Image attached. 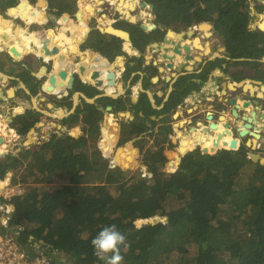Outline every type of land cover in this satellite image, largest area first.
<instances>
[{
    "label": "trees",
    "instance_id": "16d2710c",
    "mask_svg": "<svg viewBox=\"0 0 264 264\" xmlns=\"http://www.w3.org/2000/svg\"><path fill=\"white\" fill-rule=\"evenodd\" d=\"M246 1L148 0L159 18L179 15L185 23L193 18L198 24L214 22L226 33L233 59L245 58L250 42ZM127 25L143 55L157 41L151 38L156 32ZM254 53L249 54L253 61L235 64L244 68L258 64L262 55ZM132 60L141 63L142 58ZM188 79L178 81L177 94L162 111L153 109L147 96L140 98L148 123L142 120L146 126L135 137L122 140L140 139L135 144L141 166L150 172L162 170L169 155L165 145L151 150L156 135L150 128L157 124L151 118L177 109L193 91ZM121 105L106 98L94 105L84 103L62 122L68 130L81 126L79 139L66 145L70 138L55 133L21 159L11 154L0 158V184L5 172L19 179L22 192L10 200L18 227L12 232L3 226L5 233L24 229L35 242L53 244L62 258L53 255L50 264H106L94 255L91 240L112 224L129 245L121 247L122 264H264V164L238 151L221 150L201 163H193L187 155L171 178L140 180L135 170L111 167V161L101 160L86 138L88 127L104 120L107 107L119 110Z\"/></svg>",
    "mask_w": 264,
    "mask_h": 264
},
{
    "label": "bare ground",
    "instance_id": "6f19581e",
    "mask_svg": "<svg viewBox=\"0 0 264 264\" xmlns=\"http://www.w3.org/2000/svg\"><path fill=\"white\" fill-rule=\"evenodd\" d=\"M134 1L135 0H114L110 5H106L103 7L102 15L100 17H97L98 10L100 6H103L104 3L100 2L99 0H77L76 5L74 6V10L72 12H68L65 14V16H60V18H57L58 16H50L48 17V13L46 14L45 8V1L39 0L34 6L36 13L33 14L30 10V4L28 3V0H22V2L19 4L17 8H14L11 10L10 14H12L15 18L20 19V21L25 23H31L33 20L39 21H45L49 20L47 22V32H45L42 27L37 25L36 23H32L29 26V31L35 32V37H30L27 35V33L24 30H21L19 27L20 22L13 21V22H5L4 26H14L15 29L12 30L11 36L16 39L19 37L18 40L13 44V49H16L15 51L17 54H19L23 48V46L30 51L35 52V55L39 58L44 55V61L50 62L51 57L58 56L59 54H62L61 57H57V59H53V65L56 69V72L54 73V76L48 85V91L52 92L53 94H60V90L62 93V100L66 101V106L61 105V107L54 109L52 106L49 107V110L46 109L47 114H54L53 116L55 118L61 119L59 122H63L66 119H69L71 116H73V113L75 112L73 110L74 104H72V101L74 102V94H83L88 99H93L94 95L96 98L107 100H118L122 102V105L120 106L119 110H116L114 106H109L112 109H109L105 112V117L107 118L105 122L104 120L97 121L93 125L89 126V131L86 136L87 140L90 144H93L96 146L97 150L100 152V159H105L107 155H109V152L111 151L112 147L116 143V135L117 133H125L126 136L129 137V135L133 134L135 130H137L136 134L138 133V130L140 128V125L136 128L135 120H130V118H133V116H136L138 118L144 119V112L142 111V108L140 107L139 95L146 94L145 89L142 86V82H140L142 79L140 78L139 82H136V84H132V81H128L130 78L129 75L133 72H128L129 68L130 70L137 69L139 71L140 69L137 68L136 64L133 63L129 68H123V65H128L130 63H125L124 60H122V57H125L126 54L131 55L134 50L131 46V43L126 42L122 35V38L112 29L108 28V26L111 25L112 20L118 19L119 15L112 14V12L119 11L124 17L130 18L132 14L129 13L128 9H133L134 7ZM259 11L255 14V20L253 28L255 30H260L254 40V43L264 48V0H259L258 3ZM124 7V8H123ZM151 14H148L147 17H149ZM57 16V17H56ZM112 18V19H110ZM109 19V20H108ZM108 20V21H107ZM177 21V18H167L165 19V22H172L174 23ZM1 22V20H0ZM107 23V24H105ZM21 25V24H20ZM69 26L68 32H61L58 37H55L56 34H54V31H58L61 27L62 29H66V27ZM212 26V25H210ZM180 33L178 35H174L172 33L169 34V37L172 38L174 41H181L183 42L179 54H176L174 52L173 47L170 45H167L164 47V49H160L159 46H154L153 50L155 53H159L163 50V58L165 59L162 61V63H165L166 60H173L175 61V64L169 63L167 72L164 67H161L163 70V73L161 74L159 71H156L157 67L154 69V65L151 62L152 58L155 61L154 52H148V57L146 58V62L144 63L145 72L143 73V76L151 80L150 82H154L153 88H151L148 92L151 96V100L154 103L161 102L162 100H165L167 98H170L171 95L177 94V91L175 92L173 87L175 80H179L181 78H188L190 76H194V73L197 72L195 68V64L200 63L201 59H196L195 61L191 60L190 55L193 53V50H203L204 56H210L211 51L208 46V44H205L207 47L204 49L203 45L200 42L199 38H193V33L189 31V35H185L186 28H184L183 25L177 23V26H175ZM20 29V30H19ZM210 29V27L203 26L200 28V31L207 32ZM121 31H127L126 29H122ZM58 34V33H57ZM90 36V37H89ZM192 37V38H191ZM6 39V38H5ZM25 39V41H24ZM42 39V41H40ZM90 39V41H88ZM124 40V41H122ZM15 41V40H14ZM39 41V42H38ZM24 42V45H23ZM38 42V43H37ZM41 42V43H40ZM55 45L54 48H50L49 44ZM185 42V43H184ZM12 44V43H11ZM153 44L151 42L149 45ZM22 45V48H21ZM82 48V51L81 49ZM147 47L145 48L146 52ZM24 50V49H23ZM223 50L219 52L217 55H215L213 59L217 57H221L223 55ZM260 59V58H259ZM264 62V59H261ZM51 61V62H52ZM178 65V73H175L174 75L170 73V70L173 69V67L176 69L175 65ZM188 64V65H187ZM135 65V66H134ZM133 66V67H132ZM158 66V64H156ZM162 66V65H161ZM160 67V66H159ZM158 67V68H159ZM185 68V71L183 69ZM156 71V72H155ZM114 72L116 73H110ZM141 72V70L139 71ZM159 72V74H158ZM185 72V73H183ZM45 71H42V75H44ZM66 73L72 74V76L80 75L84 78L85 81H88L90 92L88 95H85L82 93L80 85L77 86L76 82L77 80L81 82L82 85L83 81L80 80V77H75L76 82L71 85V82H69V77L65 78L67 79V82L65 83L63 80H60L61 75H66ZM169 73V74H168ZM181 75H176V74ZM183 73V74H182ZM129 78H127V76ZM133 75V74H132ZM138 74H135V77ZM174 77H173V76ZM220 76H223V74L218 69H213L212 71V77L211 82L208 84V87L203 92V96L205 100H211L209 97H205L208 95H211V93H221V91L218 89L220 86V83L216 85L215 81L219 79ZM40 77H42L40 75ZM173 78V79H172ZM179 78V79H178ZM64 79V78H61ZM7 80V79H5ZM227 81V77L225 78ZM173 81V82H172ZM218 82V80H217ZM228 82V81H227ZM139 83V84H138ZM156 84V85H155ZM202 86V83H200ZM224 83L222 85V95L221 98H225V88ZM254 83L252 81H245L244 83H241L239 85L236 84L238 88H241L242 91L248 92L251 91V93L255 96L261 97L260 94L257 93V90L259 87H254ZM170 86V87H169ZM67 93L68 88H72ZM134 87V88H132ZM229 87L231 90H234L233 84H227L226 88ZM123 88H125L123 90ZM150 88V87H148ZM177 89V86L175 87ZM261 91H264V88H260ZM126 90H130L129 95L123 94ZM145 91V93H144ZM225 93V94H224ZM14 94L13 90H10V97H12ZM123 94V95H122ZM8 96V94H6ZM105 96V97H104ZM104 97V98H103ZM200 97V95H199ZM198 96L195 97L194 101H197L199 99ZM117 98V99H116ZM119 98V99H118ZM227 100V99H226ZM7 101V97L5 98L0 95V104ZM84 101V100H83ZM83 101H79L76 99V107H82ZM193 101V99H188V102ZM85 102V101H84ZM72 104V108H70V105ZM85 104H87L85 102ZM36 108L38 109V103L35 101ZM156 105V104H154ZM159 105V104H158ZM157 111H162L164 108L161 104V106H158ZM246 108H249V104L245 105ZM153 108V107H152ZM178 108L181 110V106L179 105L175 111V113H172L176 115V111ZM40 109V108H39ZM154 109V108H153ZM140 111L139 114L136 115L135 111ZM180 110L177 111L178 115L173 119L176 122L173 125H169L160 131H155L154 134L156 135L155 140L157 145H165L169 143L176 144L178 140L180 139L182 130L185 128L186 121H179V115ZM40 111V110H39ZM22 111H20L21 113ZM75 114V113H74ZM122 114L123 117H120L119 115ZM170 113L160 116V119L167 118L168 122L172 123L169 118L171 117ZM174 115V116H175ZM223 118L222 121L213 122L212 124H209V121L213 119L214 115L213 113H210L204 122L197 123L193 125L195 128H198V133L200 134L199 137L193 139L188 138L191 135H188V137H185L183 141L179 144L180 148L178 152H175L173 155H168V157L164 160L166 163L164 168L160 170L158 173L150 172L148 168H144L142 166H139L136 168L137 173L140 175V177H143V180L152 179L158 180L162 177L171 178L173 175H175L176 166L171 161L173 158H177L178 160L184 159L187 155L191 157V161L193 163H201L204 158L207 156L213 155L215 153V149L219 148L220 146H223L226 151H238L243 152V145L240 143L239 135H242V137H245L249 130L253 128L254 125L261 124V120H263L262 114L257 115L254 112L246 113L245 117H242V119L237 122L238 123V129L239 133H231L227 130L228 127H226V122L229 123V120H233L232 117H227V114L221 115ZM120 118V119H118ZM105 119V118H104ZM236 119V118H235ZM39 116L36 117L27 115L24 118H22L19 121V124L12 126V122L8 119V122H10L9 125H6L5 127L8 128L10 133L13 134H22L24 136H27V143L25 144V147H30L33 145H36L38 143L37 136L35 134L36 131L34 129V126L38 123ZM226 121V122H225ZM200 124V125H199ZM225 124V125H221ZM225 126V129H224ZM38 128H45L47 129V126L42 122L39 123ZM79 128V129H78ZM211 128V130H208ZM257 129V127H256ZM72 130L74 133H72ZM72 130L66 129L65 126H63V130H59L58 134L60 137H68L70 139H67L65 141L66 145L71 144L75 140L79 139L81 136V126H75ZM208 130V131H207ZM210 134V138L204 139L203 134ZM35 135V137H33ZM136 136V135H135ZM253 136L257 139H259V135ZM127 138V137H122ZM133 138V137H132ZM128 139V138H127ZM132 140V139H130ZM133 140H139V139H133ZM131 142V141H130ZM256 142V141H255ZM257 143V142H256ZM126 147V146H123ZM256 147V144H255ZM124 153L116 159V165L122 166L125 169L129 170L135 165V152H136V145L135 142L130 143V147L123 148ZM223 150V149H222ZM180 151V152H179ZM3 148H0V154H2ZM19 152V151H18ZM103 154V156H101ZM258 159V158H257ZM256 159V160H257ZM114 164L115 163H112ZM179 166V165H178ZM136 167V165H135ZM178 170V168H177ZM5 183L12 185L13 187H16L18 185V180L15 179L13 176H7Z\"/></svg>",
    "mask_w": 264,
    "mask_h": 264
},
{
    "label": "crops",
    "instance_id": "0c3cea01",
    "mask_svg": "<svg viewBox=\"0 0 264 264\" xmlns=\"http://www.w3.org/2000/svg\"><path fill=\"white\" fill-rule=\"evenodd\" d=\"M12 1L13 0H0V20H1V22H0V95L3 96L4 98H5V96L7 97V101L0 104V117L2 115L3 119H4L3 121L1 120V122H0V128L3 129L5 127V125H6L5 122L7 120L6 119L7 116H9L11 119H14V120L15 119L21 120L22 118H24L27 115H31V116L36 117L38 114H40L38 123L34 126V129L36 130L38 128L39 123L43 122L42 117H47V115H45L44 113H42L39 110L45 109V108H47L49 110V107H51V106L54 109H57L58 108L57 105H60V107H61V105L66 106L67 102L63 101L61 96H55L54 94L47 96V94L42 89V86L36 83V82L41 81L46 76V72H47L46 69L47 68L43 64V62H45L44 61V57H45L44 55H42L43 58L42 57L39 58L38 56L35 55V52L30 51V50H25L24 48H22V45H21L22 50L19 54H17V56H15L13 54V52H11L12 46H14L13 44L16 42V40L19 39V37L14 39L11 36V33H12L11 29L13 28V30H14L15 27L14 26L5 27L4 26L5 22H13V21L20 22V24H21V25L19 24L20 29L24 30L27 33V35L30 37L31 36L35 37V32L28 30L29 26L33 22L36 23L37 25H39L40 27H42V29L45 32H47V22H49V20L38 22L36 19L33 20V22H31V23H28V22L25 23L23 21L21 22L20 19H17L12 14H10V10L17 8L19 6V4L22 2V0H17L16 4H11ZM38 1L39 0H28V3L30 4V10L32 11L33 14L36 13V10H35L36 8L34 5ZM44 1H45V5H46V8H45L46 14L47 13L49 14L48 17H50V15L52 14L54 16L57 15L58 16V17L56 16L57 18H60V16H65V14L68 12H72L75 8L74 6L77 3V0H44ZM5 6H7V7H5ZM100 11L102 13V9H100ZM121 23H125V21L124 22L121 21ZM105 24H107V23H105ZM125 25L126 24H123V27H119V29H124ZM62 28L63 27H61L58 31H54L55 32L54 34H56L55 37H58V35L63 31L68 32L69 26L66 27V29H62ZM8 38H9V40H11L12 44L9 43V44L5 45ZM133 40H134V36H133ZM40 41H42V39ZM122 41H124V40H122ZM133 45H131L133 50H134L133 55L128 56L126 54L125 57H122V60H124V62H125V60L128 61L129 59H132V58L139 59V57H137V55L139 56L138 53H140V52H138L136 50V47ZM49 46H50V48L55 47V45H53V42H52V45L49 44ZM162 53H163V50L160 51L159 53L154 52V57L156 54H158L160 56L159 57L160 59L158 60L159 64L157 63V59H155V62L152 63L154 65V69L157 67L156 68L157 71H159L161 74L163 73L162 68H161L163 66H160L161 65L160 62L165 60L163 58ZM145 55H147V52L145 53ZM245 58L246 59H243L244 61H252L251 59H249V58H251L250 56L246 55ZM137 61H139V60H137ZM138 64H141V67H143L144 61L141 60V63L136 62V65H138ZM156 64H158V66H156ZM172 64H175V61ZM131 65L132 64L123 65L122 67L123 68H129ZM175 67H178V65L176 64ZM52 68H54V66H52ZM43 70L45 71L44 75L41 74ZM173 70H174V67H173V69H171L170 73H172L174 75L176 72ZM139 71H137V69H135V70L129 69L128 72H133L132 73L133 75L130 74L129 75L130 78L128 77V75H126L127 78H129L128 81L133 82L135 79L134 78L135 74L140 73ZM233 71L235 73L236 79L233 76L232 80L227 78V81H228L227 82L222 76L219 77L220 86L218 87V89L221 91V93H218V92L214 93L213 92V93H211V95H208L205 97H209V98L214 97V99H215V97L218 94L222 95V85H223V83H225L227 85L229 83V81L231 83H234L236 81L237 82L241 81L245 78H250V80H253L252 83H254V81L262 82V79H264V78H257L255 75H251V74L244 75L241 72H239L237 69H235V70L232 69L231 73L227 76L231 77V74H233L232 73ZM52 72H53V69H52L51 73ZM222 73H223V75H226L224 72H222ZM35 75H36V77H35ZM40 75L42 77H40ZM176 75L179 76L181 74L179 73ZM140 78L143 80V75L140 76ZM5 79H7V80H5ZM146 79H148V78H146ZM173 80L178 83V80H175V79H173ZM150 81L151 80L148 79L149 84L153 85V83ZM64 82L66 83L67 81H64ZM140 82H142L143 88H148L145 86L144 80L140 81ZM177 83L174 84V87H173L174 91L177 90V89H175V87L177 86ZM134 84H136V83H134ZM10 90L14 91V94L12 97H10ZM226 92H227V89H226ZM71 93H72V91H71ZM257 93L260 94L261 91L260 92L257 91ZM6 94H8V96ZM88 94H89V92H88ZM93 99H96L95 95H94ZM217 99H218L219 103L225 102V100H226V98H217ZM34 100L37 101V103H38V109L36 108ZM202 100H204V97L200 96L199 101H202ZM139 101H140V99L138 100V102ZM72 104H74L73 101H72ZM72 104L70 105V108H72ZM254 105H255V107L258 106V104H255V103H254ZM260 107H264V105H262ZM78 108H75V112H77L76 110H78ZM207 108L209 109V111L211 110V108L213 109V107H211V106H208ZM255 109H256V111L261 110V108L260 109L255 108ZM20 111H22V112L20 113ZM30 111H32L33 113H30ZM25 112H26V114H25ZM211 112H213V111H211ZM262 116H264V115H262ZM45 125L47 126V123H45ZM49 127H52L51 123H49ZM46 132H47V129H46ZM18 185H20L19 180H18Z\"/></svg>",
    "mask_w": 264,
    "mask_h": 264
},
{
    "label": "rangeland",
    "instance_id": "374dc122",
    "mask_svg": "<svg viewBox=\"0 0 264 264\" xmlns=\"http://www.w3.org/2000/svg\"><path fill=\"white\" fill-rule=\"evenodd\" d=\"M103 1H105L106 3H105V5H110L111 4V2H112V0H103ZM114 1V0H113ZM17 3V0H13L12 1V3L11 4H16ZM142 4H143V1L142 0H135L134 1V13H132L133 15H134V17H138L140 14H142V15H144V16H148V12H147V8H142ZM146 4H148V3H146ZM5 7H7V6H5ZM100 9H102V7H100L99 8V10H98V13H97V17H100V16H102L101 14V11H100ZM102 11H103V9H102ZM112 14H116L117 16L119 15V17H118V19H116V20H112V22H111V26H114L116 29H117V27L119 28V27H123V24H125V23H120V24H118L122 19H126V18H124V17H122L120 14H119V11H115V12H112ZM122 17V18H121ZM165 17V16H164ZM148 18V17H147ZM110 19H112V18H110ZM160 19V18H159ZM159 21H161V20H159ZM165 23H168V22H165ZM170 24L169 25H171V26H173V24L171 23V22H169ZM118 25V26H117ZM128 25L126 24L125 26H124V28L125 29H128ZM130 28V27H129ZM128 30H130V29H128ZM151 38L152 39H154V40H156V38L154 37V35L152 34L151 35ZM196 38H199V36H197ZM156 43H160V42H158V40L156 41ZM203 43H206V44H208V46L211 44V41H209V40H206L205 42H203ZM214 43H215V41H214ZM213 43V44H214ZM216 45V44H215ZM255 45V47H257V45L256 44H254ZM233 47L234 48H237L235 45H233ZM215 48V47H214ZM224 48L223 47H220V45H218L217 44V46H216V48H215V52H214V56L215 55H217L219 52H221L222 50H223ZM238 49V48H237ZM261 49V48H260ZM256 50V49H255ZM259 51V52H258ZM258 51H255V53H254V56H259V55H262V57H264V51H262V50H259L258 49ZM224 53V52H223ZM194 55H199L198 53H193ZM251 54V53H250ZM210 56H212V55H210ZM210 56H204V59H206V58H208V57H210ZM213 56V57H214ZM223 55H221V57H222ZM159 58V55L158 54H156L155 55V59H157V62H159L158 60V58ZM212 57V58H213ZM211 58V59H212ZM162 62V61H161ZM257 62V61H256ZM259 62V61H258ZM167 64V60H166V62L165 63H163L162 64V66L164 67V65H166ZM223 64V63H222ZM188 65V64H187ZM220 65H221V62H217V63H215V64H212L211 66H210V68H212V67H214V66H218V67H220ZM135 66V65H134ZM161 66V65H160ZM227 66V64H225L224 65V68ZM248 66H250V68H244L243 69V67H240V68H238L239 69V71L240 72H246V74H251V75H255L257 78H264V71H261L260 69H264V64L263 63H255V64H252V65H248ZM133 67V66H132ZM139 68L140 69H142V67H141V65L139 66ZM195 68H196V70H197V68H199V65L197 64V65H195ZM209 68V69H210ZM53 69V71H54V68H52ZM208 69V70H209ZM231 69H233V67L231 68ZM230 69V70H231ZM185 70V69H184ZM260 70V71H259ZM142 71V70H141ZM157 71V70H156ZM234 72V71H233ZM53 73V72H52ZM52 73H49V74H52ZM48 77L49 76H47L46 78H43L42 80H41V86H44V84L46 83V81L48 80ZM142 78V77H141ZM198 79V78H197ZM211 79V78H210ZM140 80V76H137L135 79H134V81H133V84L134 83H136V82H138ZM143 80L145 81V86L146 87H150V88H144L145 90H150L151 88H153L154 86L153 85H150L149 84V82H148V79H146V77L145 76H143ZM143 80H141V81H143ZM217 80H218V82H217ZM216 81H215V83H216V85H218V83H219V79H217ZM247 80H250V79H247ZM203 81H206V80H203ZM242 81H245V80H242ZM252 82H253V80H251ZM211 81H208V84L210 83ZM229 83H230V81H229ZM79 84V83H78ZM208 84L206 83H204V84H202V86H201V84H199V86L201 87V89H200V93H194V94H191L190 96H189V98L190 99H193V101H190V102H188V104L186 105V106H184V107H181V110L178 108V110H180V116L178 117L179 118V121L181 120V121H186V124H185V128L182 130V133H181V136H180V139L178 140V142L176 143V144H173V143H169V144H167V147H168V154H170V155H173L175 152H178V150L179 149H181L180 148V146H179V144L181 143V141H183L184 140V138L185 137H188V135H191L190 137H188V138H193V139H195V138H197V137H199L200 136V134L198 133V128H195L193 125H192V122L193 121H195V120H197V122H203L202 121V118L206 115V113L209 111V109L208 108H206V106H209V105H211V104H214V103H216L215 101L217 100L218 101V99H217V96L215 97V99H214V97H212L211 98V100H213V101H210V99L209 100H206L205 101V99L204 100H202L203 102L202 103H204L205 102V105L202 107L203 108V111L202 112H199L198 114H196V115H191L192 113H193V111H195L196 109H197V107H195L196 105H197V103L199 102V99L197 100V101H194V99H195V97L196 96H198L199 97V95L201 96V95H203V92L206 90V88L208 87ZM225 84V83H224ZM254 87H259V89L257 90L258 92H260L261 91V86L264 84V83H262V82H258V81H254ZM80 85V84H79ZM235 85V84H234ZM80 87H81V89H83V90H85L86 89V87L84 86V87H82L81 85H80ZM224 88H225V90L227 89L226 88V84L224 85ZM214 92V91H213ZM228 92V91H227ZM226 93V92H225ZM224 93V94H225ZM243 93L245 94V95H247V96H242L243 95ZM247 92H244V91H242V93H239L240 94V96L241 97H243L244 98V100L245 101H248V100H250V99H252L253 98V100H254V97H249L248 96V94H246ZM261 93H263L262 91H261ZM234 94H237V92H234V90H231L230 92H229V94L227 95V96H225V98H228V99H230L231 97H233L234 96ZM47 96H49V95H47ZM53 96V95H52ZM221 96V95H220ZM253 96H255V95H253ZM220 98V97H219ZM243 98H242V100H243ZM260 101H262V105H264V100H260ZM240 102H242L241 101V98H240ZM200 103H198V105H199ZM197 105V106H198ZM200 106V105H199ZM57 107H59L60 108V105H57ZM221 108V107H220ZM261 108V107H260ZM46 109L47 108H45V109H41L40 111L42 112V113H44L45 115H47V117H42V119H43V123L45 124V123H47V126H48V128H47V132H46V129L44 128V129H42V130H39V129H36L35 131H36V133L37 134H35L36 136H37V139H38V143L36 144V145H33V146H30V147H25V144L27 143V136H24V135H22V134H20V133H18V134H13V133H11L12 134V137H16L17 139H18V142L17 143H15V141H13L14 139H12V141L11 142H9L8 144H6V145H4L3 147H0V148H3V153L4 154H6V155H9V154H11V155H14V156H17V158H19V159H21V157L24 155V153H26V152H29V150H31V149H36V150H38V149H40V147L42 146V142L44 141L43 140V138L45 137V135L47 134V142L50 140V137L53 135V134H55V133H58V129H55V127L54 126H52V127H49V123H51V122H54V123H56V124H61V122H59L60 120H58V121H54L53 120V118H55L52 114H47L46 113ZM212 109V108H211ZM177 110V111H178ZM224 110V111H223ZM230 107L227 105V106H223L222 107V109H219V110H217L219 113V115L218 116H221V115H223V114H227V116H228V118L231 116V114H230ZM176 111V112H177ZM211 111V110H210ZM257 111H259V110H257ZM245 112V114H243V117H245L246 116V113H250V112H254V113H256L257 115H260V114H262V115H264V110L263 109H261V111H260V113H257L256 112V109H253V108H246V111H244ZM30 113H33L32 111H30ZM172 113H175V111H173V112H171L170 113V115L172 114ZM213 113H215V112H213ZM25 114H26V112H25ZM29 114V113H28ZM40 114H38V116H39ZM207 115H209V114H207ZM9 116H7L6 117V119L8 118ZM106 117H105V119H104V121L103 122H105L106 121ZM118 119H120V118H118ZM154 119H155V122L157 123L156 124V126L154 127L153 126V129H151L150 128V130H151V132L153 131V133L155 132V131H160L161 129H163V128H165V127H167V126H169V125H173L176 121L175 120H173L172 119V115H171V117L169 118V120H171L172 121V123L170 122H168V120H167V118H162V119H160V117L159 118H157L156 116H154ZM206 119V118H205ZM205 119H204V121H205ZM1 120L3 121L4 119H3V116L1 115V117H0V122H1ZM9 120H10V122H12V123H14L15 125H17V124H19V119H11L10 117H9ZM130 120H135V125H136V128L140 125V123H142V119L141 118H138V117H136V116H133V118H130ZM143 120H145L146 122L148 121V118L146 117V116H144V119ZM211 121H212V119L209 121V124H211ZM10 122H8V120H6V122H5V124L6 125H9L10 124ZM145 122V123H146ZM196 122V123H197ZM148 123V122H147ZM143 124V123H142ZM229 124H230V128H229V130L232 132V133H239V129H238V123H237V121H234V120H229ZM5 125V126H6ZM200 125V124H199ZM254 127H255V129H254V131L253 132H255L254 134H257V135H261L262 136V139H263V143H264V118H263V120H261V124H258L257 126L256 125H254ZM256 127H257V129H256ZM149 128V127H148ZM147 128V129H148ZM88 129H89V127H88ZM224 129H225V127H224ZM73 131H76V130H72L71 132L72 133H74ZM89 131V130H88ZM88 131H87V133H86V136H87V134H88ZM208 131V130H207ZM136 132H137V130H135V132L131 135H129V137L128 136H126L125 135V133H117V135H116V143H115V145L112 147V149H111V151L109 152V155H107L106 156V158L104 159L103 158V160H108V161H111L112 163H115V165H116V159L117 158H119L123 153H124V149L123 148H129L130 147V143H132V142H135V141H137V140H129V141H122V137H127V138H132V137H135V135H136ZM188 134V135H187ZM4 135V133H3V129H1L0 128V136H3ZM35 135H33V137H35ZM82 135V133L80 132V135L79 136H81ZM203 137H204V139H207V138H210V134H209V132H208V134H203ZM140 140V139H139ZM239 140H240V143L243 145V147L246 145V144H249V145H252L253 143H255V141H256V139L255 138H253L252 136H250L249 135V133L245 136V137H242V135H239ZM131 141V142H130ZM88 143H89V141H88ZM136 145V144H135ZM156 145H157V143H156V140H155V138L150 142V146H152L151 147V150H154L155 149V147H156ZM160 145V144H159ZM123 146H126V147H123ZM222 150V149H221ZM221 150H219V151H221ZM223 150H226L225 148H223ZM19 151V152H18ZM219 151H217V152H219ZM228 151H230V150H228ZM180 152V151H179ZM216 152V153H217ZM19 153V154H18ZM21 153V154H20ZM215 153V154H216ZM250 154H255V155H260V154H258L257 152H255V151H250ZM5 155V156H6ZM214 155V154H213ZM213 155H210V156H213ZM101 156H103V154H101ZM261 157H263V159H264V154H261L260 155ZM134 158V160H135V165H136V167H135V165H134V167H132L130 170H135L136 171V168L137 167H139V166H141V161H140V152H139V149H136V152H135V156L133 157ZM181 160L182 159H180V160H178L177 158H173V159H171V161L175 164V166H176V171L175 172H177V168H179V166L178 165H180V162H181ZM114 165V166H115ZM119 168H121V169H123V170H127V169H125L124 167H122V166H119V165H117ZM0 170H2V167L0 166ZM10 174H7V173H5V172H2V177H3V181H2V183L0 184V195H2L4 192H5V189L6 188H13V186L12 185H10V184H7V183H5V181H6V177L7 176H9ZM10 176H13V175H10ZM14 177V176H13ZM15 179H17L16 177H14ZM169 178V177H168ZM17 180H19V179H17ZM148 181L149 182H153L154 180H153V178L152 179H149L148 178ZM20 182V181H19ZM20 186L21 185H17L16 187H14L13 188V190H14V194H22V192H21V190H20ZM194 193H195V191H194ZM12 194V193H11ZM13 196V195H12ZM10 208H12V210H13V206H12V204H11V206H10ZM23 225V224H22ZM8 229H9V231H12V228L9 226L8 227ZM5 232H6V230H5V228L0 224V234H5ZM17 235V234H16Z\"/></svg>",
    "mask_w": 264,
    "mask_h": 264
},
{
    "label": "flooded vegetation",
    "instance_id": "af4514ba",
    "mask_svg": "<svg viewBox=\"0 0 264 264\" xmlns=\"http://www.w3.org/2000/svg\"><path fill=\"white\" fill-rule=\"evenodd\" d=\"M146 1H148V0H146ZM252 2H257V0H252ZM244 6L246 7V10H247V17H248V23H247V29H246V31H247V34L249 35V44H248V47H247V52H246V55L247 56H249V54L250 53H254L255 52V49H256V51H258V49L259 50H261L260 48H256L255 47V45H254V40H255V37H256V35H257V33L260 31L259 29H258V31L257 30H254V29H252L251 28V26H252V23H251V19H250V15H249V13H250V9H251V6H250V1L249 0H247L246 1V3L244 4ZM142 8H143V6H142ZM156 7H155V10L153 11V12H151L149 9H146L147 10V12H148V14H151L148 18L146 17V16H144V15H139L138 17H136L137 18V23H136V25L137 26H140V28L143 30V27L144 26H146V27H150V26H152V25H154L155 26V28L153 29V30H148V31H145V30H143V31H145L146 33H154V32H156V34L154 35V37L156 38V40H158V42H160L159 44L160 45H163L164 47L165 46H167L168 44L167 43H165V41L166 40H169V45L172 47H175L177 44H183V42H181V41H177V42H173L174 40L172 39V38H170L169 36H168V33H170V32H172L174 35H178L179 33H180V31L177 29V28H175V26H177V23H179V24H181V25H183L184 26V28H186V31L184 32L185 33V35L186 36H188L189 35V31L191 32V33H193V38H196L197 36H199V39H200V42H201V44L203 45V47H204V49H206V43H203V42H205L206 40H209V41H211V44L209 45V48H210V51H211V55L212 56H210V57H208V58H206V59H204V55H202L203 54V50H196V49H194L193 50V53H198L199 55H194L193 53L190 55V57H191V60H193V61H195L196 59H201V62L200 63H197L198 65H199V68H197V72H195L194 73V76L192 77V76H190L189 75V79H188V83H189V87H190V89H193V91L191 92V93H189L190 95L191 94H194V93H196L195 92V90H194V88H195V86L196 87H198V82L200 83V82H202L201 80H206V81H210V78H211V75H212V71H213V69H216V68H219L220 69V72L222 73V72H224L226 75H223L222 77L225 79V77L227 76V75H229L230 73H231V68L233 67V70H235V69H237V70H239L238 68H239V65H236L235 63H237V62H239L238 60L239 59H233L232 58V56L229 54V50H228V47L226 46V33H224V32H222V31H219L217 28H216V26H215V23L214 22H212V21H209V22H205V23H201V24H198L195 20H194V18L192 19V21L190 22V23H185L184 21H182V18H181V16H175V18H177V21H175L174 23H172L173 24V26H171V25H169L170 23L168 22V23H165V20H164V17H161L160 19H159V15L157 14V12H156ZM135 11H133V12H131V14L132 13H134ZM120 14V13H119ZM121 15V14H120ZM133 15V14H132ZM134 16V15H133ZM122 18V17H121ZM145 18H147V19H149V21L148 22H150V24H147V20H145ZM127 19V18H126ZM159 20H161V21H159ZM121 23V21L118 23V24H120ZM130 24L128 21H126L125 20V24ZM202 24H209V25H212V29H210V30H208L207 32H205V31H200V25H202ZM118 26V25H117ZM117 29H119L118 27H117ZM130 31V33L131 34H133V32L131 31V30H129ZM133 36H134V34H133ZM192 38V37H191ZM214 41H215V43H214ZM185 43V42H184ZM214 43V44H213ZM216 44V45H215ZM217 44L218 45H220V47H223L224 49H223V51H224V53H223V56L222 57H217V58H215V59H211L213 56H214V52H215V48H216V46H217ZM134 46H135V41H134ZM136 47V46H135ZM215 47V48H214ZM248 48H250V49H248ZM252 48V49H251ZM244 54V53H243ZM246 55H244L243 57H245ZM160 57V56H159ZM158 58V57H157ZM158 59H160V58H158ZM241 59H246V58H241ZM130 63V64H133V63H135L136 64V62L135 61H133L132 59H129L128 61H126L125 60V63ZM174 61H172V62H170V61H167V64L166 65H164V68L166 69V71H167V66H168V64L169 63H173ZM217 62H221V65H220V67H218V66H214V67H212V68H210V66L212 65V64H215V63H217ZM49 63V62H48ZM161 63V62H160ZM223 63V64H222ZM260 63H263L264 64V62H260ZM197 64H195V65H197ZM225 64H227V66L224 68V65ZM52 66H53V64L52 65H47V68H48V70H49V72L51 73V71H52ZM210 68V69H209ZM185 69V68H184ZM209 69V70H208ZM231 69V70H230ZM261 71H264V69H260ZM259 70V71H260ZM171 71V70H170ZM173 71H175L176 73H178V67H176V69L174 68V70ZM185 71V70H184ZM183 73H185V72H183ZM182 73V74H183ZM233 74H231V79L233 78V76L235 77V79H236V76H235V73L234 72H232ZM158 74H159V72H158ZM223 74V73H222ZM242 74H244V73H242ZM244 75H246V74H244ZM198 78V79H197ZM179 79V78H178ZM180 80V79H179ZM178 80V81H179ZM262 82L264 83V79H262ZM82 86V87H86V89L85 90H83V89H81L80 91L82 92V93H84L85 95H88V92H90V87H89V85L88 84H84V85H82L81 84V82L80 81H78L77 80V82H76V85L77 86H79V84ZM200 88L198 87L197 88V91H198V93H200L201 91L199 90ZM238 89V88H237ZM227 91L228 92H226V94H225V96H227L228 94H229V92L231 91V89L229 88V87H227ZM176 92V91H175ZM234 92H237V94H234V96L233 97H231L230 99H228V98H226L227 100H226V102H221V103H219L217 100L215 101L216 103H214V104H211V105H209V106H211V107H213V109H211V111H213V112H215V113H213V112H211V111H208L207 113H206V115L202 118V121L204 122V119L208 116L207 114H210V113H213V115H214V117H213V119H212V121H211V124L213 123V122H217V121H219L220 120V117L221 116H218L219 114V112L217 111V110H219V109H222V107L223 106H229V102L231 101V100H233L234 98H236V97H239V98H243V97H241L240 96V94L239 93H242V91H241V89H238L237 91H234ZM219 93V92H218ZM246 94H248V96L249 97H251L252 98V96H251V94L249 93V92H247ZM174 95V93L171 95V97L168 99V100H162V102L161 103H154V104H156V105H158V106H161V104H162V106L164 107L163 109H165V107L167 106V104H169L170 103V101H171V98H172V96ZM219 96L220 95H218L217 96V98H219ZM242 96H247V95H245L244 93H243V95ZM187 97H189V96H187ZM147 98H148V100H149V102H150V104H151V101H150V99H149V97L147 96ZM185 100H186V98H184V100H183V102L180 104V106L181 107H184V106H186V103H184L185 102ZM256 98H254V100H253V98L252 99H250V100H248V102H250L251 103V107H249V108H253V109H255V108H259L260 109V106H262V101H260V99H258L257 101L259 102V105L257 106V107H255V105H254V103L255 104H257L256 103ZM82 101H83V99H82ZM206 101V100H205ZM203 101H199L198 103H200L199 105H198V103H197V105L195 106V107H197V109L195 110V111H193V113L191 114V115H196V114H198L199 112H202L203 111V106L205 105V102L204 103H202ZM239 105H240V107H242L243 109L242 110H239L238 112H239V118L238 119H235L234 117H233V109L235 108V107H230V114H231V116L230 117H232V118H234L233 120L234 121H239V119L241 120L242 119V117H243V114H245V112L244 111H246V107L244 108V105H243V103L244 102H246L245 100H244V98H243V102H240V99H239ZM85 102L83 101V104H84ZM151 106H152V104H151ZM208 106H206V108H207ZM221 107V108H220ZM162 109V110H163ZM261 109H263L264 110V107H261ZM77 111V110H76ZM224 111V110H223ZM260 111L261 110H259V111H256L257 113H260ZM75 114H76V112H75ZM75 114H73V116L75 115ZM145 114V113H144ZM176 114L178 115V113L176 112ZM175 115V114H174ZM174 115L172 116V119H174ZM166 116V115H165ZM180 116V115H179ZM228 117V116H227ZM152 118H154V117H152ZM152 118H151V120H152ZM197 122V120H195V121H193L192 122V125L194 124V123H196ZM197 123H199V122H197ZM201 123V122H200ZM146 124V123H145ZM145 124H141L140 125V127H142V126H146ZM60 125H62V123L60 124ZM222 126L223 125H225V124H221ZM63 126V125H62ZM65 127H67V126H65ZM225 127V126H224ZM68 128V127H67ZM42 129H44V128H39V130H42ZM254 129H255V127L253 126V128L251 129V130H249V135L250 136H252L253 138H255L254 136H253V134L255 133V132H253L254 131ZM208 130H211V128H209ZM51 138V137H50ZM256 139V138H255ZM43 144L44 143H47V134L45 135V137L43 138ZM257 142V143H256ZM256 142L255 143H253L252 145H255L256 144V150H255V152H257L258 154H264V143H263V139H262V136L261 137H259V139H257L256 140ZM42 144V145H43ZM244 151L246 152L245 153V155H247V156H249V154H250V151H253L252 149H251V147H248L247 146V144L244 146ZM262 159H263V157H261Z\"/></svg>",
    "mask_w": 264,
    "mask_h": 264
},
{
    "label": "water",
    "instance_id": "95a60500",
    "mask_svg": "<svg viewBox=\"0 0 264 264\" xmlns=\"http://www.w3.org/2000/svg\"><path fill=\"white\" fill-rule=\"evenodd\" d=\"M100 2H103L104 3V5L103 6H100V7H102V9H103V7L104 6H106L105 5V1H103V0H99ZM250 1V6H251V9H250V13H249V15H250V19H251V23H252V26H251V28L252 29H254L253 28V26H254V23H255V20H257L256 18H255V14L259 11V6H258V3H259V0H257V2H252V0H249ZM109 5V4H108ZM142 6H143V8H147V9H149L151 12H153L154 11V6L153 5H147L146 3H143L142 4ZM124 8V7H123ZM12 10V9H11ZM11 10H10V12H11ZM128 11H129V13L131 14V12H133L134 11V7H133V9H128ZM120 13V12H119ZM121 14V13H120ZM50 16H54V15H50ZM121 16L122 17H124L122 14H121ZM124 18H127V17H124ZM173 18H175V17H173ZM165 19H167V18H164V20ZM126 21H128L130 24H132V25H136V23H137V18L136 17H134V16H130V18H127V19H125ZM124 19H122L121 21L122 22H124L125 21ZM262 23H264V21H262ZM203 26H207V27H210V29H212V26H210L209 24H202V25H200V28L201 27H203ZM108 28H110V29H112V31H114V32H116L120 37H121V39H123L122 38V35H123V37L125 38L124 40L126 41V42H129V43H131V45H133V35L130 33V31L128 30V29H126L127 31H121L122 29H116L114 26H108ZM155 28V26H150V27H146V26H144L143 27V30H145V31H148V30H153ZM125 29V28H124ZM209 29V30H210ZM255 30V29H254ZM258 31V30H257ZM170 33H172V32H170ZM170 33H168V36H169V34ZM173 34V33H172ZM90 37V36H89ZM24 41H25V39H24ZM88 41H90V39H88ZM9 43H11V40H9V38L7 39V41H6V43H5V45H7V44H9ZM165 43H167L168 45L170 44L169 43V40H166L165 41ZM254 43V42H253ZM255 44V43H254ZM23 45H24V42H23ZM134 46V45H133ZM154 46H159L160 47V49H164V46L163 45H160V44H158V43H156V42H154L153 44H151V45H148L147 46V49H146V52H147V54H148V52H151V53H153V52H155L154 50H153V47ZM181 44L179 43V44H177L175 47H173V48H175L174 49V52L176 53V54H179L180 53V55H181V52H180V49L179 48H181ZM23 48L25 49V50H27L24 46H23ZM257 48V47H256ZM81 49V51H82V48H80ZM261 50L262 51H264V48H261ZM11 52H13V54L15 55V56H17V52L15 51V49H13L12 48V51ZM145 52V53H146ZM139 54V56L137 55V57H139V58H141L142 57V59H143V61H144V63L146 62V58L148 57V55H145L144 57L140 54V53H138ZM128 56H132L133 55V53L131 54V55H129V54H127ZM62 56V54H59L58 56H52L51 57V60H50V62L48 63H46V62H43V64L46 66V68H47V65L49 66V65H51V64H53V59H57V57H61ZM261 59H264V57H260V59H258V61L260 60V61H262L263 62V60H261ZM52 61V62H51ZM167 61H170V62H172L173 60H167ZM151 62H155L154 61V59L152 58V60H151ZM158 63V62H157ZM159 64V63H158ZM161 65L163 64L162 62L160 63ZM54 66V65H53ZM143 66V65H142ZM167 68H168V66H167ZM56 69L57 68H55L54 67V71H53V73L52 74H49L50 72H49V70H48V68L46 69L47 70V72H46V76H45V78L47 77V76H49L48 77V80L46 81V83L44 84V86H42V89L44 90V92L47 94V95H51V94H53L52 92H49L48 91V85L50 84V82H51V80H52V78H53V76H54V73L56 72ZM183 69H184V67H183ZM142 72H140V73H138V76H142L143 75V73L145 72V67L143 66L142 67ZM163 70L165 71V69H162V72H163ZM167 72V71H166ZM110 73H113V74H115L116 75V73H114V72H110ZM61 75V78H64V79H61L60 78V80H63V81H67V79H65V78H67V77H69V82H71V85H73V83L74 82H76V80H75V77L77 76V77H80V80L81 81H83V83H85V84H89L88 83V81H85L84 80V78L83 77H81L80 75H76V76H72V74L70 73V76H69V73H66V75L64 76V75H62V74H60ZM35 77H36V75H35ZM249 81V80H248ZM37 84H39V85H41V81H39V82H36ZM153 84H154V82H152ZM242 83H244V82H242ZM75 84V83H74ZM139 84V83H138ZM198 84H200V83H198ZM90 85V84H89ZM156 85V84H155ZM237 85H239V84H237ZM73 87H74V85H73ZM73 87L72 88H68V90H67V93L69 92V90H71L72 91V89H73ZM262 87L264 88V84L262 85ZM132 88H134V87H132ZM234 88V91H237L238 89H241V88H238L237 86H234L233 87ZM238 88V89H237ZM125 88H123V90H124ZM130 91V90H129ZM128 90H126L123 94H125V95H129L130 94V92H129ZM146 91V94H144V95H139V99L140 98H142V97H144V96H148L149 97V99H150V101H151V104H152V107L155 109V110H158V107L156 106V105H154V102L151 100V96H150V94H149V90H145ZM145 91H144V93H145ZM241 91H242V89H241ZM250 94H251V96L252 97H254V98H256L257 100L258 99H262V100H264V91L262 90V92L263 93H260V95H261V97H258V96H253V94L251 93V91H248ZM122 94V95H123ZM55 96H58V94H54ZM59 96H62V93H61V90H60V94H59ZM105 97V96H104ZM103 97V98H104ZM76 99H78L79 101H81L82 99L87 103V104H89V105H94V104H96V102L99 100V98H96V99H88V98H86L83 94H74V107H73V110L75 111V107H76V104H77V102H76ZM117 99V98H116ZM119 99V98H118ZM169 98H167V99H165V100H168ZM188 99H190L189 97L185 100V102L184 103H186L187 102V100ZM239 97H236V98H234L233 100H231L230 102H229V106L230 107H235L234 109H233V117H235L236 119H238L239 118V110H242L243 108L242 107H240V105H239V103H238V101H239ZM164 100V101H165ZM256 100V103L259 105V102ZM242 101V100H241ZM243 102V101H242ZM34 103H35V100H34ZM157 103H161L160 101L159 102H157ZM246 104H249V107H251V103L250 102H248V101H246V102H244L243 103V105H244V108H245V105ZM109 109H112V108H110V107H107L106 108V110H109ZM75 113V112H74ZM73 113V114H74ZM120 117H123V115L122 114H120L119 115ZM177 116V114L174 116V118ZM223 117L221 116L220 117V122L222 121L221 119H222ZM263 118H264V116H263ZM9 118H7V120H8ZM53 120L54 121H58V120H61V119H58V118H53ZM152 120L153 121H155V119L154 118H152ZM226 122V121H225ZM195 124H197V123H194V125ZM51 125L52 126H54L56 129H58V131L59 130H63V126L62 125H58V124H56V123H54V122H51ZM12 126H15V124L14 123H12ZM226 127H228L227 128V130L230 132V130H229V128H230V124L228 123V122H226ZM47 128H48V126H47ZM37 129H39V128H37ZM66 129H67V131H68V128L66 127ZM3 133H4V135L3 136H0V147H3L4 145H6V144H8L9 142H11L12 141V139H14L13 141H15V143H17L18 142V139L16 138V137H12V134L9 132V130H8V128L7 127H4L3 128ZM231 133V132H230ZM59 135V134H58ZM254 135H257V134H254ZM60 136V135H59ZM259 137H261V135H259ZM247 146L248 147H251V149L253 150V151H255L256 150V147H255V145H249V144H247ZM224 147L223 146H220L219 148H217V149H215V153L217 152V151H219V150H221V149H223ZM228 151V150H227ZM214 153V154H215ZM242 155H245V151H244V149H243V152L241 151L240 152ZM19 154V153H18ZM21 154V153H20ZM5 155L6 154H4V153H2V154H0V158L1 157H5ZM254 163H260V164H264V159H262L261 158V156L260 155H255V154H249V156H248ZM258 158V159H257ZM257 159V160H256ZM111 167H114V164H111ZM137 175V177L139 178V179H143V177L141 178L140 177V175L137 173L136 174Z\"/></svg>",
    "mask_w": 264,
    "mask_h": 264
},
{
    "label": "built area",
    "instance_id": "2783aa9c",
    "mask_svg": "<svg viewBox=\"0 0 264 264\" xmlns=\"http://www.w3.org/2000/svg\"><path fill=\"white\" fill-rule=\"evenodd\" d=\"M13 188H6L0 195V224L7 228L10 226L12 232L19 223L10 208V200L15 195ZM53 255L62 258L53 244L35 242L24 229L17 235L9 232L0 234V264H50Z\"/></svg>",
    "mask_w": 264,
    "mask_h": 264
},
{
    "label": "clouds",
    "instance_id": "9594fccd",
    "mask_svg": "<svg viewBox=\"0 0 264 264\" xmlns=\"http://www.w3.org/2000/svg\"><path fill=\"white\" fill-rule=\"evenodd\" d=\"M143 3H148L147 5H152L149 4L148 1L146 0H142ZM154 6V5H153ZM154 10H155V6H154ZM133 16V15H132ZM175 16H165L164 18H173ZM145 20H147V24H150L149 19L145 18ZM132 25V24H130ZM154 26V25H153ZM156 42V41H154ZM153 42V43H154ZM133 44H134V40H133ZM258 48H261L259 46H257ZM141 54V53H140ZM142 55V54H141ZM143 57L145 56V52L142 55ZM142 58V57H141ZM139 58V59H141ZM143 60V59H142ZM240 61H244L243 59L238 60ZM253 61V60H252ZM258 61V60H257ZM262 62L259 60V63ZM143 63V62H142ZM240 68V67H239ZM220 71L219 68H216ZM244 69V67H243ZM239 71V70H238ZM142 72V71H141ZM240 72V71H239ZM246 74V72H241ZM248 75V74H246ZM212 77V75H211ZM228 79H231L229 76H226ZM225 77V78H226ZM247 79L250 78H245L243 80L248 81ZM232 80V79H231ZM202 82L200 83H207L208 81L203 82V80H201ZM211 81V79H210ZM245 81H236L234 83L230 84H235L234 86H236V84H241L242 82ZM251 81V80H250ZM199 83V82H198ZM229 84V83H228ZM262 87V86H261ZM195 92L198 93V91L195 90ZM220 95V94H218ZM217 95V96H218ZM190 96V95H189ZM221 98V96H219ZM188 97H186L187 99ZM242 100V99H241ZM243 101V100H242ZM162 102V101H161ZM226 102V100H225ZM239 103V102H238ZM187 105V103H186ZM137 174V171H136ZM137 176V175H136ZM143 180V179H140ZM16 195V194H15ZM14 212V210H13ZM15 214V213H14ZM16 215V214H15ZM17 217V216H16ZM18 219V217H17ZM19 222V220H18ZM26 232V231H25ZM28 233V232H27ZM30 236V235H29ZM91 244L93 246L94 249V255L96 257H98L101 260H105L106 264H122L124 257L121 255V247H123L124 249H127L129 247V245L126 242V236L118 229V227L115 224H112L110 226H105L101 231L98 232V234L91 240Z\"/></svg>",
    "mask_w": 264,
    "mask_h": 264
}]
</instances>
